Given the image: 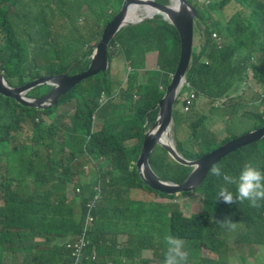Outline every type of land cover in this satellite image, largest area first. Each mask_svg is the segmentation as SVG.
<instances>
[{"label":"trees","instance_id":"trees-1","mask_svg":"<svg viewBox=\"0 0 264 264\" xmlns=\"http://www.w3.org/2000/svg\"><path fill=\"white\" fill-rule=\"evenodd\" d=\"M122 2L0 0V73L9 85L20 86L45 75L86 70L98 41L93 38L101 35ZM189 2L197 10L194 32L203 37L186 74L196 100L225 99L221 115L242 119L244 112L239 111L249 105L239 101V86L245 92L249 71L258 82L250 99L257 100L253 127L240 119L242 125L226 127L228 135L222 139L218 134L200 136L209 114L195 118L196 105L185 112L174 110L176 149L195 159L237 134L264 126V0ZM223 9L230 13L224 15ZM149 52L157 53L152 69L145 66ZM180 52L178 30L157 14L123 26L107 46L110 62L122 57L131 68L126 88L109 66L81 80L51 107L26 106L0 94V264H164L170 239L184 244L180 264H226L229 236L239 234L240 241L264 245V201L253 207L246 200H217L221 186L235 194V185L210 170L201 185L182 192L202 194L200 211L185 215L176 202L145 197L153 192L176 197L147 185L136 160ZM52 87L39 85L28 95L41 96ZM95 120L101 122L98 129ZM181 124L190 128L189 148L178 139ZM149 162L161 178L175 183L184 182L193 169L173 159L162 145L151 152ZM245 163L264 170V137L214 165L236 176ZM232 223L239 228L231 230ZM80 239L89 244L72 255ZM146 250L150 257L143 256Z\"/></svg>","mask_w":264,"mask_h":264},{"label":"water","instance_id":"water-1","mask_svg":"<svg viewBox=\"0 0 264 264\" xmlns=\"http://www.w3.org/2000/svg\"><path fill=\"white\" fill-rule=\"evenodd\" d=\"M176 2H178L177 6H175ZM138 3L151 5L155 8L156 12L151 15L145 14L143 17L138 16L131 21H127L128 10L133 4ZM156 14L163 15L178 30L181 38L180 60L171 82L157 104L158 115L156 120L144 132L143 144L136 160V166L140 176L147 185L168 194H179L201 185L210 168L224 156L242 146L261 140L264 137L263 126L234 137L217 146L212 151L193 160L182 156L171 142L166 139V135H169V130L173 122L176 95L186 80V74L192 62L194 18L197 15V10L189 0H170L169 4L156 0H123L120 10L105 26L101 35V41L96 44L94 55L86 70L72 75H68L67 73L45 75L20 86L9 85L0 73V94L13 97L19 103L31 107L46 108L57 104L58 98L76 86L82 79L107 69L109 59L107 57L106 47L120 28L127 24L138 23L145 18H152ZM46 84H50L53 87L44 95H28V92L35 87ZM148 114L149 112L147 116ZM157 145H162L166 148L177 162L193 166L192 172L184 182L175 183L164 180L153 170L149 162V156Z\"/></svg>","mask_w":264,"mask_h":264},{"label":"rangeland","instance_id":"rangeland-1","mask_svg":"<svg viewBox=\"0 0 264 264\" xmlns=\"http://www.w3.org/2000/svg\"><path fill=\"white\" fill-rule=\"evenodd\" d=\"M198 1L203 2L204 0H198ZM228 13L230 12H227L226 9L225 10L223 9L224 15ZM139 14H140L139 17H143L145 15L142 8L139 9ZM215 17H218V15H215ZM194 34H195V38L193 41V50L199 47L198 42L200 39L203 42L202 34L199 31L194 32ZM147 54L149 55V58L147 61V65H145L146 68L150 69V68L156 67L157 66V61H156L157 53L149 52ZM110 67L112 68V73L115 75L116 79L120 82V86L125 88L126 82H127V75L130 70L128 63L124 61L123 58L121 57L119 59H115L112 62H110ZM257 87H258V82L256 81L255 78H253L252 72L249 71L248 78H247V85L245 87V92L239 86V92H241L242 94L241 97L239 98V101L241 103L247 102V104L249 105L246 109L239 111L240 113L244 112V116L242 117L243 124L245 123L246 120L250 122V124L252 123L254 124L255 122L254 116L257 117L258 111L256 109V103L250 101V99L255 96V93H257L256 91ZM186 89L187 88H184L185 92H186ZM183 95L184 93L181 95V97ZM177 100H178V103H176L175 108L177 110L185 112L181 99L177 98ZM222 100H225V99H220L218 102H214L213 100L206 99V98H198L197 100H195L193 105H196V109L198 111H194V117L197 118L203 113L209 114V116L204 119L203 124L200 127V136L211 137V136L218 134L217 136L218 139H222L228 135V132L225 130L226 127L242 125L241 118H237L235 121H232L229 117H226L224 113H223V116L221 115L222 108L220 106V102ZM192 106L190 107L189 110H191ZM212 106H220V107H218V109L215 111H211L210 109ZM189 110H186V111H189ZM253 124H252V127H253ZM152 125L153 124H151L149 128ZM95 126L99 128L101 126V122L98 120H95ZM172 127H173V123L171 124V128L169 130V135L167 139L176 148L177 141L175 140ZM222 130L223 132H221ZM189 133H190V128L186 124H181L178 127V139L182 142V144L184 145V148H189L186 143ZM239 135L240 134H237V136ZM135 141L136 139L131 140V142H135ZM142 144H143V141H142ZM85 169L87 171L88 168L86 167ZM141 195H142V192L140 196ZM147 196L150 197L151 200H154L157 202H169V201L176 202L179 204L180 208L183 210L185 215H190L193 212H197L202 209L203 196L198 191H193L187 195L180 193V194H177L176 197L173 199L168 198V197H162L156 194L155 192L151 194H147L145 197ZM232 224H234L235 226L231 227V230H234V229L237 230L239 228V223H232ZM125 239H127V236L125 237ZM177 241L180 244V249H184L183 248L184 244L182 243V241H179V240ZM225 252H226V264H264V245H260L257 243H251L248 240L240 241L239 234L228 237ZM151 253H152L151 251L146 250L143 252V256L150 257ZM203 254L208 256L207 251H203ZM214 260L215 261L219 260V257L217 256L216 258H214Z\"/></svg>","mask_w":264,"mask_h":264},{"label":"clouds","instance_id":"clouds-1","mask_svg":"<svg viewBox=\"0 0 264 264\" xmlns=\"http://www.w3.org/2000/svg\"><path fill=\"white\" fill-rule=\"evenodd\" d=\"M104 28H103V30H104ZM103 30H102V32H103ZM101 35H102V33H101ZM101 35L100 36L97 35V36H95L93 38V40H97L98 39V41L96 43H93L94 49H95L96 44L101 41ZM94 49H93V51L90 54V62H91V59H92V57L94 55ZM106 52H107V47H106ZM153 53H156V52H153ZM148 58H149V55L146 54V56H145V65H147ZM156 61H157V57H156ZM109 66H110V60H109ZM129 69H131L130 66H129ZM150 69H152V68H150ZM101 71H103V70H101ZM142 72H143V70H142ZM70 75H72V74H70ZM92 75H94V74H92ZM89 76H91V75H89ZM127 77H128V75H127ZM126 86H127V82H126ZM74 87H72V88H74ZM182 87H183V89H182ZM182 87L180 88V90L178 91V93L176 95L175 105H176V103H178L177 98H180L181 101H182L183 108H184V102H183L184 96H186V94L189 93V91H194V90L190 89V84L186 80L183 82ZM184 88H187L186 89V92L184 91ZM183 93H184V95L181 97V95ZM138 97H139L138 94H135L134 95V99H137ZM261 101L262 100H260L259 102H261ZM194 102H193V104H194ZM193 104H191V106ZM189 109L190 108H188L186 110H189ZM173 120H174V114H173ZM96 129H98V128L96 127ZM167 138H168V136L166 135V139ZM180 154L183 156L182 153H180ZM190 160H193V159H190ZM210 172L213 175H215V176H221L223 178V181L226 184H234L235 185V194L228 187L221 186L219 188V190H218V193H217V200H222L223 202L228 203V204H232L233 202H240V201H245L246 200V201H248L249 205L250 206H253V207L258 206V202L264 201V170H261L258 166L254 165L252 163H245L242 166V168L239 170L238 175H236V176H229V175H227L226 173L222 172V170H221L220 167H218L216 165H213L210 168ZM229 226L230 227H234L235 225L234 224H230ZM83 241H84V245L82 246V249H81L80 254L82 253L83 249L87 246V244H89V241L88 240H83ZM168 244H169V247H168L167 252L165 254L164 264H180V261H182L184 259V255L185 254L181 252L179 242L177 240H175V239H170L168 241ZM72 255H76L75 254V249L73 250ZM93 257L95 258V254H93Z\"/></svg>","mask_w":264,"mask_h":264},{"label":"bare ground","instance_id":"bare-ground-1","mask_svg":"<svg viewBox=\"0 0 264 264\" xmlns=\"http://www.w3.org/2000/svg\"><path fill=\"white\" fill-rule=\"evenodd\" d=\"M178 5V2H176L175 6ZM142 8L144 14H148L151 15L153 14L155 11V8L152 7L151 5L148 4H133L130 9L128 10V15H127V21H131L135 18H137L140 14H139V9Z\"/></svg>","mask_w":264,"mask_h":264},{"label":"built area","instance_id":"built-area-1","mask_svg":"<svg viewBox=\"0 0 264 264\" xmlns=\"http://www.w3.org/2000/svg\"><path fill=\"white\" fill-rule=\"evenodd\" d=\"M213 37L215 39H219L218 33L217 32H213ZM197 98L196 94L194 91H189V93L186 94V96H184L183 98V102H184V109H188L191 107V104H193V102L195 101V99ZM84 245V241L83 239L80 240V242H77L75 245V254H80L82 246Z\"/></svg>","mask_w":264,"mask_h":264},{"label":"crops","instance_id":"crops-1","mask_svg":"<svg viewBox=\"0 0 264 264\" xmlns=\"http://www.w3.org/2000/svg\"><path fill=\"white\" fill-rule=\"evenodd\" d=\"M163 17V15H161ZM263 88H264V85H263ZM262 100V99H261ZM257 101V100H256ZM260 101V100H259Z\"/></svg>","mask_w":264,"mask_h":264},{"label":"flooded vegetation","instance_id":"flooded-vegetation-1","mask_svg":"<svg viewBox=\"0 0 264 264\" xmlns=\"http://www.w3.org/2000/svg\"><path fill=\"white\" fill-rule=\"evenodd\" d=\"M256 102V101H255ZM252 125V124H251Z\"/></svg>","mask_w":264,"mask_h":264}]
</instances>
